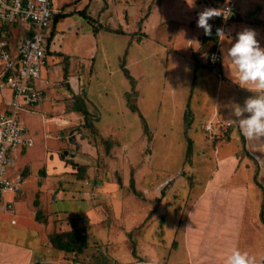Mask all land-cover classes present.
Segmentation results:
<instances>
[{
  "label": "rangeland",
  "instance_id": "374dc122",
  "mask_svg": "<svg viewBox=\"0 0 264 264\" xmlns=\"http://www.w3.org/2000/svg\"><path fill=\"white\" fill-rule=\"evenodd\" d=\"M54 3L58 13L61 8L68 14L87 7L95 23L74 14L57 25L43 71L41 86L47 88V97L42 110L21 117L34 137V146L16 155L12 167L17 174L31 161L30 172L28 167L21 170L22 204L34 202L43 209L47 221L52 217L55 233L71 230L75 221L89 239V249L78 256L86 264H96L102 255L113 264V256L124 261L130 254L132 261L146 264H224L234 248L262 264L264 193L254 182L260 165L247 156L232 113L218 117L217 123L208 122V109L195 115L204 103L203 89L213 91L212 84L203 86L199 74L218 71L206 65L208 45L198 50V72L183 43L186 29L181 22L195 15L191 24H197L198 14L218 9L220 0ZM238 4L241 23L264 20V0ZM137 36L141 43L135 42ZM194 75L192 97L186 100ZM4 94L0 91L1 102L8 97ZM77 97L88 116L71 111ZM49 107L44 125L40 114ZM207 124L213 132L206 131ZM221 151L239 152L235 156L242 162V170L226 183L215 182L225 154ZM57 157L60 164L52 167ZM247 159L250 173L243 171ZM43 184L46 195L38 192ZM237 186H249L245 211L233 198L239 195L231 192ZM33 235L34 230L29 240L25 234L20 239L29 243Z\"/></svg>",
  "mask_w": 264,
  "mask_h": 264
},
{
  "label": "crops",
  "instance_id": "0c3cea01",
  "mask_svg": "<svg viewBox=\"0 0 264 264\" xmlns=\"http://www.w3.org/2000/svg\"><path fill=\"white\" fill-rule=\"evenodd\" d=\"M194 18H195V15H194ZM194 18H192V16H187L186 21L181 22V25L184 26L186 29L183 43L187 44V48H190L191 53H189V58L194 63L196 67L195 70H198L199 72L201 70L198 69V67L201 65V62L198 61L199 60L198 50L203 45H208L209 49H207L208 50L206 52V55H207V53L210 50L212 41L210 40L208 42H204L203 40L204 35H205L204 30L201 28H198L197 24H191L195 20ZM247 20L249 21L247 24L241 23L243 21V17L239 10V15L236 18V21L234 24L233 35L227 37L224 41H222L224 44V49L231 47L232 43H235L237 34L244 31L245 29H251L255 31L256 39L260 47L264 48V20L260 22H257V20L251 19V18H247ZM192 32H197V34H192ZM146 35L148 34L146 33ZM216 70L218 72H215V74L213 73L214 75H210V74L207 75V74H202V73L199 74V80L204 81L203 86L208 87V84H212L213 91L208 94L207 89H203L204 103L202 107H198V106L196 107L197 113L195 114L197 115L198 113H203L205 109H208L207 115L211 117V119L208 120V122H214V123L218 122L217 120L218 117H221V116L225 117L226 114H231L233 105H240V101L245 102V100L250 98L251 96L257 95V93L250 92L249 90L245 88H241L238 85V81L235 79L234 69H232L231 62L229 60L224 61L223 59V62L221 61L220 66ZM196 79H197V76L194 75L192 78V82L188 84V87L189 86L190 87L188 88L189 91L186 92L185 94L186 100L192 97L191 89L194 86ZM44 89H45V95L47 97V90H46L47 88L44 87ZM1 92L4 93V91H1ZM3 98L5 101L3 102L0 101V113L3 112L7 108V104L9 102V97L5 99V96H4ZM45 99H43L41 104L44 103ZM41 104L39 106H41ZM39 106L34 112L36 111L39 112V110L40 111L42 110L40 109ZM185 107L183 106V109H185ZM48 109H50V107L42 112V116L40 114V119L42 120L44 125L47 122L46 118L44 117L45 116L44 113L47 112ZM185 112L186 110L184 111V115H185ZM25 114H29V113H25ZM191 125L192 124H190V126ZM232 125H234L233 122L229 126H232ZM241 135L242 137H244V143H245L244 150L246 151L247 156L250 159L257 160V162L260 165V170H259L257 179H258V182L264 187V138L248 139L242 133ZM30 136L34 138L31 134ZM26 152L27 151L17 154V155H21ZM221 152H224V151H221ZM224 153L225 154H221V163H220L221 167L217 171L216 177H215V182L217 183L228 182L229 179H231L232 177L233 178L235 177L236 171L242 170L241 159H237L236 157L239 152H236V154H233L232 151H231V154L229 152H224ZM53 160L52 162L54 163V166L52 167H55V164L56 166H59L60 159L57 157V158H54ZM30 164H31L30 160H28V162H25V164L20 168V171L18 173L22 174L23 171L21 170H25V167H28L29 172H30V169H31ZM243 166H244L243 171H245L246 173L251 172V170H249L251 169L249 167V159H247L243 163ZM12 173H14L13 170H12ZM43 186L44 184L41 187L38 186V192L45 194L43 190L41 191V188H43ZM231 192L239 195V198H236V197H233V198L234 200L238 199L242 203L241 211H245L246 202L250 194L249 186H246V188L242 186H237V187H234L233 191ZM23 197H24V190L22 191V193L18 195L5 194V195L0 196V222L3 221L4 223V225L0 224V264H86L84 262H81L80 260H79V263H74L73 260L69 261L68 259L69 257H71L70 255L73 256V254H67L63 251L56 250L52 246L49 240V236L55 233L53 221L51 220L52 217L48 218V221H49L48 223L47 217L45 215L46 212L43 209L39 208V206L34 205V202L32 203V206L30 204L28 206L27 203L23 205L22 204V202H24L22 200ZM205 197H207V195ZM54 200H58V197L57 196L54 197ZM8 202L11 203L10 209L7 206ZM22 205L24 207H22ZM90 210L91 208L85 210L84 212L88 213ZM37 212H42L44 214L43 222H39L36 220ZM15 215L18 217L15 218ZM8 218H9L10 224L13 227L8 226L7 224L9 223ZM96 218L98 219V217ZM33 230H34V235L32 236V240H30L29 243H26L23 239H20L23 236V234H25L26 238L30 237V233ZM62 232H68V231H62ZM27 239L29 240V238ZM113 257H114L113 264H146V263H138V262L132 261L131 259H133V257L131 254L128 257V260L126 259L124 261H120L119 259H116L115 256Z\"/></svg>",
  "mask_w": 264,
  "mask_h": 264
},
{
  "label": "built area",
  "instance_id": "2783aa9c",
  "mask_svg": "<svg viewBox=\"0 0 264 264\" xmlns=\"http://www.w3.org/2000/svg\"><path fill=\"white\" fill-rule=\"evenodd\" d=\"M238 2L221 0L218 10L227 19L221 15L209 21L213 39L207 53L208 68L215 69L222 61L216 30L222 28L226 37L232 35ZM57 13L54 0H0V90L9 97L7 108L0 113V196L23 191L24 177L12 173V167L15 156L32 148L34 139L21 117L34 112L43 98V71L49 65L47 39ZM23 31L29 35L23 36ZM205 129L214 131L211 124ZM7 204L10 209L11 203Z\"/></svg>",
  "mask_w": 264,
  "mask_h": 264
},
{
  "label": "clouds",
  "instance_id": "9594fccd",
  "mask_svg": "<svg viewBox=\"0 0 264 264\" xmlns=\"http://www.w3.org/2000/svg\"><path fill=\"white\" fill-rule=\"evenodd\" d=\"M221 15H224L221 10L205 8L198 14L197 27L203 29L206 36H211L212 26L209 21ZM216 36L220 41L227 38L222 28L216 30ZM221 51L224 61L231 62L238 85L257 93L246 99L243 107L233 105L232 116L236 118L240 132L246 138H264V48L260 47L255 31L245 29L237 34L231 47ZM224 264H254V261L247 252L242 253L234 248Z\"/></svg>",
  "mask_w": 264,
  "mask_h": 264
},
{
  "label": "trees",
  "instance_id": "16d2710c",
  "mask_svg": "<svg viewBox=\"0 0 264 264\" xmlns=\"http://www.w3.org/2000/svg\"><path fill=\"white\" fill-rule=\"evenodd\" d=\"M220 4H221V0H220ZM54 5H55V3H54ZM55 7L58 8L56 5H55ZM61 10H62V8H61ZM61 10L53 18L52 26H51V29H50V32H49V36H48V39H47L49 55L51 53L50 52V47H51L55 37L57 36L56 35V30H57V25L58 24L64 22L67 18L73 16L74 14H77L78 16L83 18L85 21H87L91 25L95 23L94 18L91 17L88 14L87 7L85 9H83V10L76 11V13H68V14L62 12ZM141 23H142V20H140V24ZM105 30H107L109 32H112V33H115V34H120V35H126L127 34L121 28L120 29L105 28ZM24 34L25 35H23V36H28L29 35V33H27V32H24ZM212 39H213L212 36L204 35V39L203 40H204V42H208L210 40L212 41ZM136 41H137V43H141L142 39L139 36H137ZM123 69H124L126 77L128 79H131L132 76H130V74L128 73V70L126 68H123ZM130 81H132V80H130ZM132 84H133V82H132ZM45 97H46V95H45V89H44L43 90V98H42L41 102L43 101V99H45ZM41 102L39 103V105L41 104ZM130 108H131V110L133 112L138 111L135 106L134 107L131 106ZM71 111L72 112H81L84 116H88L90 114L81 97H77L76 104L74 105L73 108H71ZM187 114L191 115L190 112H187ZM243 141H244V137H243ZM73 166L77 167L76 164H73ZM254 182L258 186V188H260L263 191V193H264V187L258 182L257 175H255ZM120 184H121V182H120ZM131 186L133 188V183H132ZM36 220L39 221V222H43L44 214L42 212H37ZM72 227H73V229L68 231V232L54 233V234L50 235L49 236V240H50V243L52 244V246L56 250L63 251L65 253H67V254H73V262L74 263H79L78 256L82 255L87 249H89L90 243H89L88 239L86 238V236L84 234H82L81 230L79 228H77V225H76L75 221H72ZM96 264H109V262L106 259L105 255H102V256H99V257L96 258ZM262 264H264V259L262 261Z\"/></svg>",
  "mask_w": 264,
  "mask_h": 264
}]
</instances>
